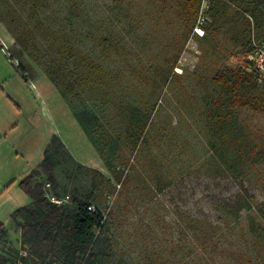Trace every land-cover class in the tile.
I'll use <instances>...</instances> for the list:
<instances>
[{
	"label": "rangeland",
	"instance_id": "rangeland-1",
	"mask_svg": "<svg viewBox=\"0 0 264 264\" xmlns=\"http://www.w3.org/2000/svg\"><path fill=\"white\" fill-rule=\"evenodd\" d=\"M43 1L41 17L53 32L67 35L73 47L94 62L121 69L125 83L136 85L144 96L157 80L155 70L175 64L168 84L160 83L152 99L156 101L152 122L173 143L170 154H159L161 160L171 162L175 179L157 195L144 184L137 190L135 178L128 192L119 195L116 186V192L107 195L100 209L106 225L94 230L100 236L97 249L102 263L264 264V111L234 103L229 109L227 97L214 92L213 81L229 69L243 72L252 37L264 41V0H245L252 4L251 13L244 7L238 13L235 7L213 0L214 11L207 14L205 26L213 25L200 38L193 34L188 10L175 0ZM23 8L21 16L27 19L28 8ZM254 15L260 16L258 27ZM104 37L119 48L118 53L104 50ZM37 41L46 47L47 42ZM16 51L15 39L0 24V222L7 231L0 241V256L4 264H28L21 232L11 215L30 203L19 183L38 167L52 135L82 166L69 173L60 170L68 190L88 192L97 178L94 171L110 178L38 64L43 53L33 49L35 59L27 53L19 59ZM131 66L142 71L144 79L137 81ZM219 96L223 106L227 104L223 110L232 113L229 122L249 148L241 169L227 163L225 172H220L204 157L209 135L205 111ZM158 138L151 146L154 154L160 146L167 149ZM183 166L187 170L177 174ZM232 211L234 216L228 214ZM193 220L217 230V247L207 248L200 237H194L187 225Z\"/></svg>",
	"mask_w": 264,
	"mask_h": 264
},
{
	"label": "trees",
	"instance_id": "trees-1",
	"mask_svg": "<svg viewBox=\"0 0 264 264\" xmlns=\"http://www.w3.org/2000/svg\"><path fill=\"white\" fill-rule=\"evenodd\" d=\"M216 1L235 7L238 13L243 7L247 13L252 12V4L245 0ZM175 2L188 10V22L193 29L200 1ZM43 6V0H0V24L15 39L19 59L23 53L35 59L33 49L43 53L38 64L66 102L110 178L94 171L97 178L91 182L88 192L80 194L76 188L68 190L67 184L59 177L60 170L69 173L71 169L82 166L74 160L61 139L52 135L38 167L19 183L21 190L30 198V203L17 208L11 218L21 232L28 264H103L101 251L97 249L100 236L95 235L94 230L100 224L102 228L106 225L100 209L107 195H113L116 186L120 188L117 194L128 192L133 178L136 179L134 187L137 190H140V184H144L143 188L157 195L175 179L176 175L170 170L171 162H164L159 154L164 151L170 154L172 139L165 130L161 133L159 124L152 122L156 106V101L152 99L160 89V83L168 84L175 64L173 62L167 69L158 67L155 70L157 80L150 83V91L144 96L136 85L129 87L125 83L121 69H110L94 62L89 56L79 53L67 35L53 32L41 17ZM213 6L209 14H213ZM23 7L28 8L27 19L21 16ZM254 18V25L258 27L260 16L254 15ZM212 25L204 26V35ZM39 38L47 42L46 47L38 45ZM102 42L106 45L104 50L111 48L114 53L119 52V48L107 38H102ZM19 70L25 73L24 68ZM131 72L137 74V81L138 77L144 79L143 72L134 66H131ZM213 81L214 92L227 97L229 109L234 103L249 107L253 112L264 111V82L260 84L263 85L262 90H259V84L245 69L243 72L229 69L218 73ZM224 104L219 96L210 104L212 107H207L205 111L209 135L204 157L215 164L220 172H225L223 165L227 163H235L241 169L248 161L249 152L248 145L242 142L234 125L229 122L232 113L223 110L227 106ZM158 137L167 149L160 146L158 154H154L151 146L158 142ZM178 149L182 147L178 146ZM186 170L187 166H183L177 169V174ZM52 199L61 203L56 204ZM228 214L234 216V211ZM187 225L194 237H200L207 248L217 247L214 238L218 232L214 227L196 220ZM6 236L7 231L0 222V241ZM20 259L26 261L25 257ZM0 264H4L1 256Z\"/></svg>",
	"mask_w": 264,
	"mask_h": 264
},
{
	"label": "built area",
	"instance_id": "built-area-1",
	"mask_svg": "<svg viewBox=\"0 0 264 264\" xmlns=\"http://www.w3.org/2000/svg\"><path fill=\"white\" fill-rule=\"evenodd\" d=\"M200 6L196 18V23L193 28V34L197 37L204 36V26L207 21V14L211 7L213 0H199ZM244 69L253 76V79L257 84H262L264 82V42L257 40L255 37H252L250 40V49L247 55L245 56V65ZM56 204L61 202L58 200L52 199ZM90 211L93 209L89 208Z\"/></svg>",
	"mask_w": 264,
	"mask_h": 264
},
{
	"label": "crops",
	"instance_id": "crops-1",
	"mask_svg": "<svg viewBox=\"0 0 264 264\" xmlns=\"http://www.w3.org/2000/svg\"><path fill=\"white\" fill-rule=\"evenodd\" d=\"M23 81H25V79H23Z\"/></svg>",
	"mask_w": 264,
	"mask_h": 264
}]
</instances>
